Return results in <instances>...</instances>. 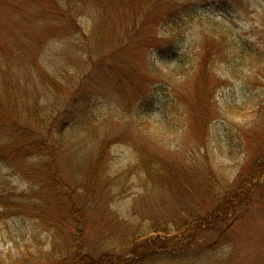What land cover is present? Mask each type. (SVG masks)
<instances>
[{"label":"rangeland","instance_id":"obj_1","mask_svg":"<svg viewBox=\"0 0 264 264\" xmlns=\"http://www.w3.org/2000/svg\"><path fill=\"white\" fill-rule=\"evenodd\" d=\"M79 245L264 264V0H0V258Z\"/></svg>","mask_w":264,"mask_h":264},{"label":"trees","instance_id":"obj_2","mask_svg":"<svg viewBox=\"0 0 264 264\" xmlns=\"http://www.w3.org/2000/svg\"><path fill=\"white\" fill-rule=\"evenodd\" d=\"M43 120V119H42ZM47 122H51L50 120H49V118H47L46 120H43L42 121V124L44 125V124H46ZM52 149H53V147H52ZM154 166V164H152V163H149V172L151 171V170H153V167ZM156 166V165H155ZM74 220H75V222L79 225V220H80V218L78 217V216H75L74 217ZM80 238V237H79ZM80 240H82L81 238L78 240L80 243H81V241ZM81 250H82V247H81V245H79V248H78V253H77V255H76V257H75V262H74V264H98V263H104L105 261H106V259H104V260H95L92 256H90V255H88V254H83L82 252H81ZM97 261H99V262H97ZM107 261H108V263H110L111 264V261H112V259L111 258H108L107 259ZM0 264H5V261L3 260V259H1L0 258Z\"/></svg>","mask_w":264,"mask_h":264},{"label":"clouds","instance_id":"obj_3","mask_svg":"<svg viewBox=\"0 0 264 264\" xmlns=\"http://www.w3.org/2000/svg\"><path fill=\"white\" fill-rule=\"evenodd\" d=\"M161 35H163V32L160 33ZM152 56H156L155 53L152 51L151 53Z\"/></svg>","mask_w":264,"mask_h":264}]
</instances>
